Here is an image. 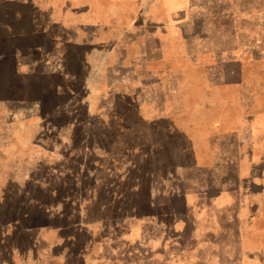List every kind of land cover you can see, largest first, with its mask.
Segmentation results:
<instances>
[{"label": "rangeland", "instance_id": "obj_1", "mask_svg": "<svg viewBox=\"0 0 264 264\" xmlns=\"http://www.w3.org/2000/svg\"><path fill=\"white\" fill-rule=\"evenodd\" d=\"M0 264H264V0H0Z\"/></svg>", "mask_w": 264, "mask_h": 264}, {"label": "crops", "instance_id": "obj_2", "mask_svg": "<svg viewBox=\"0 0 264 264\" xmlns=\"http://www.w3.org/2000/svg\"><path fill=\"white\" fill-rule=\"evenodd\" d=\"M205 194L207 195V197H205L207 200H208V202H209V204H211L212 205V203H214L215 202V200H218L219 198H220V196H222V195H220V194H218V193H214V194H212V193H210V192H208V191H205ZM204 194V195H205ZM254 195H252V196H250V200H251V205L253 204V203H256V200H257V198H254L253 197ZM201 198V197H200ZM202 199V198H201ZM204 199V198H203ZM202 199V200H203ZM214 205V207L218 210V209H225V208H228L229 206H227V205H223V207H221V205L220 204H213Z\"/></svg>", "mask_w": 264, "mask_h": 264}]
</instances>
